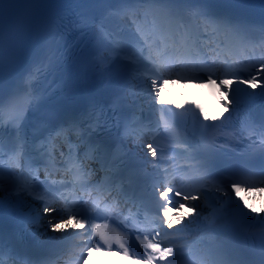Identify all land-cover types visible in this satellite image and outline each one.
<instances>
[{
  "label": "bare ground",
  "instance_id": "1",
  "mask_svg": "<svg viewBox=\"0 0 264 264\" xmlns=\"http://www.w3.org/2000/svg\"><path fill=\"white\" fill-rule=\"evenodd\" d=\"M150 28V25L145 26L147 31H150ZM234 75L236 77L233 78L232 75H230V78H228L229 83L224 84L222 87L219 85L220 98L224 109V102L229 101V99L235 101L231 106L233 107L242 98L258 93H264V89H260V84L262 83L260 80L257 81V87L253 89L249 88L246 84L237 83L236 81L240 78L238 74ZM253 75H257V70ZM224 79H226V77L223 79L215 78L217 83L219 80ZM190 83H196V81H181L173 77L162 84H158L157 88L161 93L160 100L162 104L173 98H181L186 95L200 93L206 86V83L203 82L202 84H197L196 88H189L188 85ZM151 88L152 81L146 80L140 76L133 77L129 80V97L132 99L134 106H147L149 108L160 106L155 103V98L151 94ZM224 89H228L230 95L226 94ZM139 150L141 155L147 159L150 158L145 149ZM174 152V150L167 151L170 156H173L172 154ZM166 163L170 165L172 164V161L168 160ZM197 196L200 198L187 201L185 207L180 211L175 212V215H173L171 227H169L167 232L179 240L190 241L195 244L199 243L200 240H205L202 241V244H207L208 241L212 239L210 228L212 227L211 218L213 217L214 211L222 208L228 203L235 202L240 204L246 219L248 220L260 218L264 215V184L255 188L239 189L235 193H225L221 191L220 188L209 187ZM6 200L19 209L24 211L32 210L34 213L41 216L40 221L31 226L33 231L41 237L49 235L58 238L61 235H69L74 230L70 221L51 216L56 213V211L45 214L35 205L30 203L22 194L7 197ZM193 206L195 207V210H193ZM177 218H180L179 223H177ZM54 223H60L61 227L59 229H53L50 224ZM83 259L84 262L82 264H97V256L93 252L83 255Z\"/></svg>",
  "mask_w": 264,
  "mask_h": 264
},
{
  "label": "snow or ice",
  "instance_id": "2",
  "mask_svg": "<svg viewBox=\"0 0 264 264\" xmlns=\"http://www.w3.org/2000/svg\"><path fill=\"white\" fill-rule=\"evenodd\" d=\"M125 2H132L137 4H147V5H160V8L151 9V24H152V30L153 35L149 37V39H153L157 35H163L165 30H168L169 32H172L173 34L175 32L179 31V27L177 26L176 21L173 19L175 15H177V12L175 9L169 7L170 5H174L170 3V0H125ZM257 2L261 5H264V0H257ZM6 3V0H4L3 3H0V63L4 62V57L7 51H10L13 44L16 42L18 38L19 33V25L13 21L11 18L8 19L7 23L5 21L4 17V4ZM145 24L149 22L148 15H145ZM261 31L264 33V23H262ZM156 46H159V41H156ZM47 66L41 65L38 66L35 69L36 75H40L42 72L46 71ZM158 75L160 77H163L165 75L173 76L176 75L174 71H169L165 73L162 69L158 71ZM198 75H203L202 73L194 75L191 77L192 80L196 81V83H190L188 86L189 88H196L197 84H202L203 81L206 79L207 83L209 84H215L217 83V80L213 79V76L207 75L205 79L198 80L195 77ZM260 80L262 83L260 84V89H264V61L261 62L260 69L257 70V75H251L249 74L248 78H241L237 83L240 84H246L249 88H256L257 87V81ZM160 83V80H153L152 81V88H151V94L155 98V103L157 105L162 106V102L160 100L161 93L159 92L157 85ZM219 85L222 87L224 84L229 83L228 79L219 80ZM226 94H229L228 89H224ZM242 103H248L249 99L244 98ZM235 103L234 100L229 99V101L224 102L225 109H230V107ZM201 112L203 113V109H201ZM204 119L207 120L208 116L207 114H204ZM107 121L104 120L101 122L100 116H96L95 121L91 124L90 128H86L83 130V132L80 135V139H85V134H88V140L90 141V138L95 135V133L98 130L102 129V126L106 124ZM149 150V155L155 158L157 156V150L151 145H147ZM63 155V153H62ZM86 168V165H84ZM231 187L233 191H238L240 188V185L237 183H232ZM156 191L159 192V197L164 203L160 207L159 215H161L164 220L163 222L168 225V227H171V224L169 223V218L175 215V212L180 211L185 207V204L189 200H197L200 197L193 196L190 194H185L181 190H174L172 187H163L161 190V186L157 185ZM175 196L178 198L177 204L173 206V201L171 199L172 196ZM180 201H183L185 203H181ZM55 208H49L44 207L43 212L45 214H49L53 211H55ZM193 210H195V207L193 206ZM180 222V218H177V223ZM50 226L53 229H59L61 227L60 223H54L50 224ZM83 226V225H82ZM99 229V225H97V230ZM160 235L159 232H156L155 235L151 234H143L142 238L139 233H137L136 239L139 242L140 246L145 250L144 256L147 257V264H151V261L155 260L157 257H159L160 260H164L166 256H170L173 254V249L171 247H162L161 244L157 241V237ZM100 240L104 242L105 245L111 243L113 240L121 244L122 237L119 235H106L104 233H100ZM103 246V245H102ZM5 245L0 242V264H19L18 260L15 257V254L12 252L11 249H9L7 252H5ZM121 247H123V244H121ZM125 255H128L127 249L124 251ZM6 257V258H5Z\"/></svg>",
  "mask_w": 264,
  "mask_h": 264
}]
</instances>
